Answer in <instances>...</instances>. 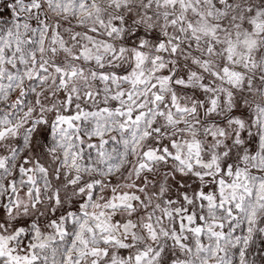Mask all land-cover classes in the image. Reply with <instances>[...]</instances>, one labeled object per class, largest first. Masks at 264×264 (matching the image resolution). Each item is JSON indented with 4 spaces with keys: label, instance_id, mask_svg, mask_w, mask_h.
Here are the masks:
<instances>
[{
    "label": "snow or ice",
    "instance_id": "6c2138e0",
    "mask_svg": "<svg viewBox=\"0 0 264 264\" xmlns=\"http://www.w3.org/2000/svg\"><path fill=\"white\" fill-rule=\"evenodd\" d=\"M0 264H264V0H0Z\"/></svg>",
    "mask_w": 264,
    "mask_h": 264
}]
</instances>
